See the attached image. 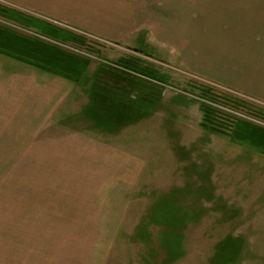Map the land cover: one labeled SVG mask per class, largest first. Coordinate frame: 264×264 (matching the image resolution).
Segmentation results:
<instances>
[{
    "label": "rangeland",
    "instance_id": "1",
    "mask_svg": "<svg viewBox=\"0 0 264 264\" xmlns=\"http://www.w3.org/2000/svg\"><path fill=\"white\" fill-rule=\"evenodd\" d=\"M4 7L11 8L0 1ZM0 27L39 37L1 16ZM71 48L89 57L82 85L91 92L80 88L73 100L82 102L75 109L81 138L43 157H0V264H264V156L251 141H231L227 128L239 121L220 109L233 103L229 93L240 95L188 73L175 47L87 36L83 47ZM129 59L153 68L166 85L126 72L121 61ZM125 75L128 89L141 93L127 98L122 143L120 126L104 124L96 110V91L106 86L120 99L109 87ZM112 111L115 122L120 109ZM0 129V154L15 152L7 148L18 135ZM123 144L129 160L139 157L141 173H123L122 159L105 154L108 145Z\"/></svg>",
    "mask_w": 264,
    "mask_h": 264
},
{
    "label": "crops",
    "instance_id": "2",
    "mask_svg": "<svg viewBox=\"0 0 264 264\" xmlns=\"http://www.w3.org/2000/svg\"><path fill=\"white\" fill-rule=\"evenodd\" d=\"M0 1L10 6L4 9L16 16L31 19L34 25L26 30L32 32L37 28L59 29L80 36L91 35L106 43L158 47V50L160 46H170L172 51L175 47L179 56L176 60L184 61L188 73L264 103V0ZM118 78L119 85L107 87L119 90L120 99L112 98L106 86L104 89L98 86L96 110L104 124L120 126L123 143L128 132V120L124 118L129 106L127 98L140 88L130 91L124 83L128 76ZM82 82L74 83L0 54V127L7 126L10 134L18 135L7 148L15 152L0 157L19 154L43 157L46 151H60L62 143L79 142L81 108L75 109L82 102L73 100L80 88L86 95L91 92L83 88ZM114 106L120 109L115 122L107 114V111L113 114ZM258 108L264 114V108ZM22 141L24 152L30 149L27 154L19 149ZM107 147V156L122 159L123 173L135 174V168L141 173L139 157L128 159V146ZM253 151L264 156L257 148Z\"/></svg>",
    "mask_w": 264,
    "mask_h": 264
},
{
    "label": "trees",
    "instance_id": "3",
    "mask_svg": "<svg viewBox=\"0 0 264 264\" xmlns=\"http://www.w3.org/2000/svg\"><path fill=\"white\" fill-rule=\"evenodd\" d=\"M0 16L21 25L25 29L32 28V26L34 25V22L30 21L31 19H27V17H25L24 15V17H18L8 9H0ZM36 30L38 32H34L35 35L45 37V39L48 38V40L50 41H55L62 44H73L79 47H83L85 45V36H80L72 32L70 33V31L67 30H48L40 28H37ZM0 54L33 65L34 67H37L54 75L61 76L74 83L82 82L89 67V58L87 57L74 55L73 53L59 48L51 42L46 43V41L42 39L40 40L38 38L24 37L19 33L1 27ZM135 62L130 59L122 60V68L126 72H135L137 74L143 75L148 80H156L158 81V83L166 85L164 80L159 76L158 72L153 68H146L143 70L139 69V66H137ZM211 113L212 112L209 109H204L205 122L211 120ZM236 124V128H227L231 133L230 136L232 142L241 145H247L251 141L253 142L251 144L254 148H258L260 145L264 144L263 131H261L260 129L252 128L248 125L241 124L240 122H237ZM222 128L219 130L225 131L226 128ZM258 151L264 155V150L258 149Z\"/></svg>",
    "mask_w": 264,
    "mask_h": 264
},
{
    "label": "built area",
    "instance_id": "4",
    "mask_svg": "<svg viewBox=\"0 0 264 264\" xmlns=\"http://www.w3.org/2000/svg\"><path fill=\"white\" fill-rule=\"evenodd\" d=\"M87 36H90L91 38H94L96 40H100L101 41V39H98V38H96L94 36L85 35L86 38H87ZM38 38L45 39L44 37H40V36ZM47 41L55 44L59 48H61L63 50H66V51H68V49L69 50L72 49L71 48V44H62V43H57L55 41H50V40H47ZM72 50H74V49H72ZM68 52H70V51H68ZM70 53H73V52H70ZM78 56H82V55H78ZM85 57H88V56H85ZM235 94H238V93H235ZM229 96H231L230 97V100L233 103H229L228 101H224L227 104L226 105H222L223 108H222V106L220 107V109L222 110V112H224L231 119H233V121H239V122L242 121L244 123H248L249 122L250 124L252 123L255 127H258V126L260 128L263 127L262 129L264 130V114L259 113L258 112L259 110L257 111L255 109H252L253 108L252 106H255V104L264 107V103L255 101V100L250 99L248 97H245V96H243L241 94H238L237 95L240 98L239 97H234V95L233 94H230V93H229ZM241 98H244V99H241ZM245 99L249 100L250 102H253L254 104L252 105V104H249L247 101H243ZM250 105H252V106H250Z\"/></svg>",
    "mask_w": 264,
    "mask_h": 264
}]
</instances>
